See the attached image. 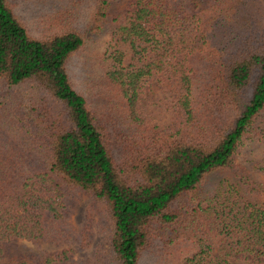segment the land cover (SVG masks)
Wrapping results in <instances>:
<instances>
[{
    "label": "trees",
    "instance_id": "16d2710c",
    "mask_svg": "<svg viewBox=\"0 0 264 264\" xmlns=\"http://www.w3.org/2000/svg\"><path fill=\"white\" fill-rule=\"evenodd\" d=\"M21 1L0 0V264H264V0H31V29ZM104 34L83 86L67 65ZM82 193L108 248L77 256Z\"/></svg>",
    "mask_w": 264,
    "mask_h": 264
},
{
    "label": "rangeland",
    "instance_id": "374dc122",
    "mask_svg": "<svg viewBox=\"0 0 264 264\" xmlns=\"http://www.w3.org/2000/svg\"><path fill=\"white\" fill-rule=\"evenodd\" d=\"M21 1V0H20ZM24 1V0H23ZM22 2V1H21ZM20 12L22 14L28 15V23L29 29L33 26V17L38 14L39 10H44V7L39 4V8H36L31 0H26L24 4H19L18 6ZM48 9V8H47ZM89 22V18L85 16L84 22ZM109 36L102 35L97 41L93 43H89L87 47L77 55L73 56L68 63L69 72H71L72 77L76 82L78 81L81 85L84 86V81L88 79L90 81L96 80L101 73V63L108 60L109 53ZM78 85V83H77ZM247 143V144H246ZM248 142L245 141V144L241 148V151H248ZM261 199L264 200V193L261 196ZM90 211L91 216L94 218L97 226L93 227V234L90 240V246L87 250H79L76 252L77 256H85L87 254H91L92 251L100 244V246L104 249L108 248L106 232H100L99 227L103 226L107 231V221H106V213L103 209L102 205L92 204L90 197L86 194H81L80 198L77 200V203L71 213L70 221L77 228L83 223L86 217V212ZM51 249L52 246L50 244L45 243H32L30 241H20L18 247L16 249L20 250H37V249ZM162 260L156 255L153 254L146 256V261L144 264H162Z\"/></svg>",
    "mask_w": 264,
    "mask_h": 264
}]
</instances>
